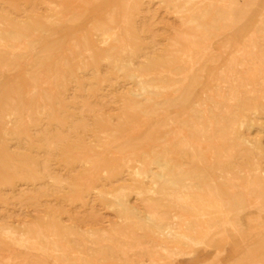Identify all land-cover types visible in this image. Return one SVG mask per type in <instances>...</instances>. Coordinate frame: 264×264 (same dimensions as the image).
I'll use <instances>...</instances> for the list:
<instances>
[{"label": "rangeland", "instance_id": "374dc122", "mask_svg": "<svg viewBox=\"0 0 264 264\" xmlns=\"http://www.w3.org/2000/svg\"><path fill=\"white\" fill-rule=\"evenodd\" d=\"M115 10L0 0V264H264V0Z\"/></svg>", "mask_w": 264, "mask_h": 264}, {"label": "bare ground", "instance_id": "6f19581e", "mask_svg": "<svg viewBox=\"0 0 264 264\" xmlns=\"http://www.w3.org/2000/svg\"><path fill=\"white\" fill-rule=\"evenodd\" d=\"M116 2H118V0H110V10H114V12L111 13V16L107 19L109 22H111V20L113 19L114 15L116 14V10H115V5ZM96 10L99 11V13H101L100 15L105 14V10H102L100 8H97ZM107 20L104 22H100L99 25L100 27L104 28V26H107ZM19 34H21V32H19ZM105 35V40L104 42L106 44H110L111 41V37L112 34H108V32L104 33ZM8 41L7 37H5L1 30H0V44L2 43H6ZM15 44L18 45V43L20 42L19 40H15L14 41ZM89 43L93 45V41L89 40ZM88 44V43H87ZM240 127V125H239ZM174 130L178 135L184 134V131L177 126H174ZM185 136V140L188 142L189 138L184 134ZM156 158L153 159L150 157V162H155ZM165 164H160V167L162 168V170H164V168H166V166L168 165V161H165ZM137 177H141L144 178L145 177V172L141 171L139 168L136 169L135 171ZM155 179L160 178V172L154 174L153 176ZM177 199L183 200L185 202V204L188 205V207L190 208V211L197 217V221L199 224V230L196 231L193 234H189V231L181 228V233H182V238L180 240H178V244L177 247L181 248L183 243H186V245H189L190 247H193L195 245H197L198 243L202 242L203 239V234L204 231L208 230L207 229V221L210 220H217L222 224H227L229 223L228 220V211L226 210L225 206H224V201L221 197H218L216 195H213L211 193H203L200 194L199 196L197 195H192L188 192H180L179 194L175 195ZM123 202L119 201V204H121ZM207 223V224H206ZM214 227V226H213ZM4 234L9 237L12 238L14 240H16V238L18 237V234L16 231H14L13 229H7L4 231ZM54 244V243H52ZM73 253L76 254L75 258L77 259L79 253H77L76 251L72 250ZM54 258V257H53Z\"/></svg>", "mask_w": 264, "mask_h": 264}]
</instances>
